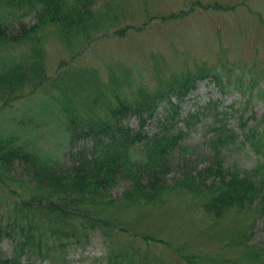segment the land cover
I'll return each instance as SVG.
<instances>
[{
  "label": "rangeland",
  "instance_id": "rangeland-1",
  "mask_svg": "<svg viewBox=\"0 0 264 264\" xmlns=\"http://www.w3.org/2000/svg\"><path fill=\"white\" fill-rule=\"evenodd\" d=\"M217 4L221 9H207ZM92 8L103 13L104 22L90 40L77 38L67 43L55 25L40 23L37 13L9 12L5 20L10 36L18 35L22 26L28 30L38 26L33 39L0 42V73L5 72L4 67L30 63L34 57L36 62L40 54L38 63L47 71L48 80L60 72L84 69L94 73L101 86L110 75L126 74L147 90L159 91L188 71L197 74L201 68L218 74V80L211 77L198 82L181 104L182 120L171 119L167 124L170 131L183 136L165 180L168 189L158 201L110 207L119 224L115 229L89 232L63 247L45 237L42 253L38 252L41 247L32 245L23 263L107 264L109 251L116 250L132 264H256L249 252L254 248L264 251V216L253 209H232L215 219L203 208L208 193L196 196L172 187L185 174L195 176L218 160L226 168L253 171L264 166V150L260 151L264 146V0H97ZM121 29L123 33L116 34ZM50 82L42 87L26 86L21 92L18 89L9 101L3 94L0 137H16L40 159L59 162L68 169L75 151L87 142L70 144L57 101L60 91L57 83ZM85 100L81 97L76 104L79 111H85L84 103L89 102ZM164 110L163 103L157 118L147 122L148 134L158 130ZM93 114L105 112L97 107ZM129 125L137 128L138 120L131 118ZM246 130L261 133L262 139L252 140L256 147L247 141ZM220 133L224 142L218 143V153L213 141ZM7 177L0 180L4 226L7 220L20 217L17 206L21 199L40 195L24 165L16 164ZM127 185L120 182L112 190V198L121 197ZM71 223L78 226L80 221ZM0 251L3 259L14 255L11 238L0 239Z\"/></svg>",
  "mask_w": 264,
  "mask_h": 264
},
{
  "label": "trees",
  "instance_id": "trees-1",
  "mask_svg": "<svg viewBox=\"0 0 264 264\" xmlns=\"http://www.w3.org/2000/svg\"><path fill=\"white\" fill-rule=\"evenodd\" d=\"M96 2L0 0V42L23 43L26 39H33V33L37 31L38 23L30 30L22 26L18 35L10 36L5 19L12 11L22 15L25 12L37 13L38 21L55 25L66 43L77 38L90 40L92 33L104 22L103 13H95L92 8ZM208 8L221 9L218 4ZM118 33L122 34L123 30ZM39 57L36 62L34 57L30 63L4 67L7 69L0 73V100L5 95L6 101H9L18 89L21 92L29 85L42 87L49 81L54 85L57 83L55 87L60 91L57 101L70 144L82 141L87 144L75 151L73 164L65 169L64 164L40 159L37 153L16 137H0V180L6 181L12 167L19 163L31 173L37 183L36 189L40 192V195L30 196L29 199L19 195L23 199L18 202L20 217L17 216V220H7V226L0 220V239L9 237L14 244V255L10 259H3L0 251V264H24L22 258L26 253L29 254L32 245L41 247L38 252L42 253L45 237L63 247L66 242L78 240L89 232L104 227L115 229L119 224L109 211L110 207L120 204L129 208L158 201L168 189L165 180L178 148V140L183 136L182 132L175 134L170 131L167 124L171 119H177V123L182 120L181 104L197 88L198 82L211 77L218 80V74L212 75L210 70L203 68L197 74H189L188 71L159 91L152 88L147 90L134 79H127L126 74L118 78L110 75L101 86L97 76L84 69L65 74L60 72L53 80H48L47 71L38 63ZM107 94H110L111 99ZM81 97L89 101L84 103V112L76 108ZM163 103L165 110L164 116L158 121L159 128L155 133L148 134L146 124L157 118V110ZM97 107H101L105 114L94 115ZM131 118L138 120L137 128L130 127ZM260 134L256 130L245 131L247 141H251L254 147L256 144L252 140L262 139ZM222 136L220 133L213 141L218 153V143L224 142ZM261 150H264V146ZM120 182L127 183V188L121 197L113 199L111 192ZM176 187L187 189L196 196L208 193L209 198L203 208L215 219L223 218L232 209H253L258 215L264 216V166L253 171L238 166L226 168L218 160L216 165L195 176L185 174L172 188ZM72 221H80V224L72 226ZM42 222L45 225H41ZM37 236L40 238L37 239ZM255 250L258 249L249 252L251 260L256 264L264 263V251ZM106 260L107 264H132L116 250H110Z\"/></svg>",
  "mask_w": 264,
  "mask_h": 264
}]
</instances>
